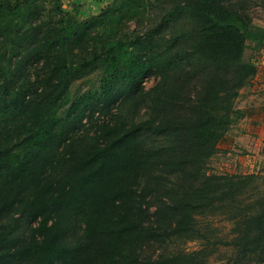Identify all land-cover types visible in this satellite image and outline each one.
<instances>
[{
    "label": "trees",
    "instance_id": "1",
    "mask_svg": "<svg viewBox=\"0 0 264 264\" xmlns=\"http://www.w3.org/2000/svg\"><path fill=\"white\" fill-rule=\"evenodd\" d=\"M66 3L0 0V264H264V171L209 172L264 0Z\"/></svg>",
    "mask_w": 264,
    "mask_h": 264
},
{
    "label": "rangeland",
    "instance_id": "2",
    "mask_svg": "<svg viewBox=\"0 0 264 264\" xmlns=\"http://www.w3.org/2000/svg\"><path fill=\"white\" fill-rule=\"evenodd\" d=\"M254 23L264 28V7L260 6L253 12ZM254 44H252L245 53V58L247 60H254L258 64L260 62V68L264 71V47L261 50L254 49ZM261 75H264V72H260ZM260 76V75H259ZM257 79V78H256ZM255 79L253 86L251 87L252 91H260L253 93L249 98L245 99V103H262L264 100V82L257 81ZM253 80V79H252ZM153 81L148 84V87L152 85ZM85 85L77 83L73 86L72 92H76ZM247 88V86H246ZM242 91V90H241ZM240 91V93H241ZM240 96V95H239ZM239 98V97H238ZM259 99V100H258ZM261 131L257 135L250 134L248 138L252 145H247V143L240 141V144L235 147L233 145L236 142V137L238 136L237 132L232 129L228 133V141L220 145V152L212 159L210 162L209 172L217 174H252L250 164L254 167V170H257L259 162L262 161L261 170L264 171V125L261 127ZM261 155V156H260ZM253 170V171H254ZM258 173V172H257ZM7 222V220H5ZM4 222V223H5ZM38 222H31L27 217L21 219V225L17 231L20 237L30 239L37 236L35 228L37 227ZM35 231V232H34ZM179 246V244H177ZM176 246V248H179ZM199 247L198 243L188 244L186 247L188 250H194ZM151 250V249H147ZM153 250V249H152ZM220 258L218 253L214 258Z\"/></svg>",
    "mask_w": 264,
    "mask_h": 264
},
{
    "label": "crops",
    "instance_id": "3",
    "mask_svg": "<svg viewBox=\"0 0 264 264\" xmlns=\"http://www.w3.org/2000/svg\"><path fill=\"white\" fill-rule=\"evenodd\" d=\"M114 0H66L65 10L75 14L79 19L85 20L89 18L93 14H98L102 8L113 2ZM264 63V60H263ZM260 62L257 64L258 73L247 86V88H243L239 98L236 101V108L243 111L244 117L240 120L238 125L234 128V131L237 132L238 136L236 137V142L233 145L238 146L241 140L247 145H252L248 138L250 134L257 135L259 131H261V127L264 125V100L262 103H245L244 100L249 98L253 93L260 91L258 90L252 91L251 87L254 84L255 79L257 81L264 82V75H261L260 72H264L260 68ZM260 75V76H259ZM259 100V99H258ZM261 156V155H260ZM258 165H262V161L259 162ZM251 172L257 173L261 170V167L258 166L257 170H254V167L250 164ZM254 170V171H253Z\"/></svg>",
    "mask_w": 264,
    "mask_h": 264
}]
</instances>
